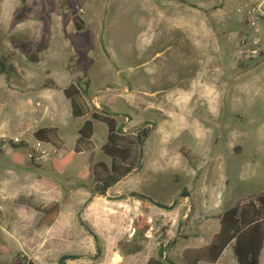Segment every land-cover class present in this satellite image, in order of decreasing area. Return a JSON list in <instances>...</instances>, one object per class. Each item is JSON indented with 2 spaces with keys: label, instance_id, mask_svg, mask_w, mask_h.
Returning a JSON list of instances; mask_svg holds the SVG:
<instances>
[{
  "label": "rangeland",
  "instance_id": "rangeland-1",
  "mask_svg": "<svg viewBox=\"0 0 264 264\" xmlns=\"http://www.w3.org/2000/svg\"><path fill=\"white\" fill-rule=\"evenodd\" d=\"M10 1L15 11L19 12L14 13L15 18L11 22L37 23L45 18H54L52 9L60 16L57 17L58 27H52L56 37L48 44L51 50L48 51L43 41L40 44V50L44 51L40 54L41 64L30 62L28 56L38 55L37 51L31 48V43L23 42L25 39L31 41L33 34L29 33L21 39L18 33L0 25V61L11 68L9 72L32 73L31 79L39 87L43 80H46L45 86H68L76 77L85 74L91 81L87 88L84 84L82 89L90 104L94 96L109 115L116 112V116L118 113L130 116L133 123L128 121V124L125 123L126 119L118 117L122 132H136L143 128L149 130L142 150L140 170L127 181L108 189L110 198L99 193L98 197L86 195L88 215L98 228L105 229L106 233L109 231L107 241L94 239L92 259L85 261L77 256L74 260L66 254L70 259L64 262L146 264L151 257L160 256L159 248L162 247L165 249V258L175 264H184V246L197 242L201 248L208 244L211 236L218 231L219 217L225 210L236 206L253 192H264V63L253 60L249 65H243L239 74L243 78L236 82V87L232 86L230 96H227L226 89L215 87L214 92L219 95L207 100H190L189 107L195 112L187 119L189 127L179 131V125H173L168 113L147 107L145 101L138 99L132 102L136 111L126 102L129 97L142 91L151 93L156 90L152 86L158 84L146 76V68L141 66L143 57L153 51L152 48H145L143 43L145 27L142 24L149 18L146 0H0V3ZM204 1L207 6L218 2ZM75 17L85 22L84 30L76 31L73 24L74 30H68ZM68 65L77 69L78 74L72 75L66 69ZM10 78L16 83L20 81L14 75H10ZM175 80L171 79L170 82L175 83ZM40 91L33 89L26 98L27 107L34 106L42 112L47 100ZM169 92L172 91L166 89L163 93L169 95ZM146 96L153 98L152 95ZM2 103L0 98V111L5 109ZM153 103L157 109L163 107L162 104ZM61 104L70 110L68 100L62 98ZM166 105L169 104L166 102ZM14 107L11 104L4 111L11 112ZM90 108L96 110L92 105ZM41 116L31 111L29 118L35 127L46 125V118ZM60 122L64 146L55 159L71 153L75 148L77 129L83 120H75L70 115L60 119ZM107 130L105 124L98 122L93 136L96 148L92 152L75 155L61 174L51 172V160L39 169L28 167L26 162L17 164L10 141L22 140L8 132L4 136L0 130V135L4 136L0 140V150L3 152L0 156V187L13 192V196L20 195L22 198L26 194L36 201H48L49 194L33 189L36 179L43 176L59 184H65L68 179L77 184L81 180L79 172L85 162H110L99 149L106 140ZM24 137L33 138L30 131ZM32 141L24 140L28 145ZM19 152L25 156V151ZM44 169L46 172H42ZM12 180L16 181L14 185ZM128 184L137 191H128L125 188ZM184 191L193 192L194 197L191 198L190 193L188 197H182ZM136 192L153 206L148 213L151 228L146 242H143V252L123 256L118 249V242L133 238V223L142 214L143 201L136 196ZM156 203L175 205L171 209H163ZM87 204L80 206L81 213L86 211ZM98 204H104L107 208L103 209ZM125 205L128 208L126 218L123 215ZM119 256L120 260L116 261ZM11 257V249L0 254V264L7 263ZM262 259L264 264V249ZM216 264H236L231 247Z\"/></svg>",
  "mask_w": 264,
  "mask_h": 264
},
{
  "label": "crops",
  "instance_id": "crops-1",
  "mask_svg": "<svg viewBox=\"0 0 264 264\" xmlns=\"http://www.w3.org/2000/svg\"><path fill=\"white\" fill-rule=\"evenodd\" d=\"M199 1L200 2L192 0L145 1L146 9L149 12V18L142 24V27H145L143 32V43L145 48H152L153 51L149 54V51L145 49L146 53L149 55L143 57L141 66L146 68V76H148V78L150 77V79L158 84L152 86V88L156 90L151 93L142 91L141 94H136L126 100L127 104L136 111L137 109L132 102L138 99L145 101L148 105L147 107H152V109L157 111L168 113V117L171 118L170 121L173 122V125H179V131L189 127L187 119L195 112L189 107L190 100L195 98L207 100L219 95L215 94V87L226 89L228 92H226L228 94L227 96H230L232 86L236 87V82L243 78L239 75L240 68L243 65L250 64L240 58L237 49V43L241 36L247 32H251L246 27L245 19L237 12V8L239 6L243 7L253 0H218L217 3L210 6H207V2L204 0ZM3 3H0V25L7 30L18 33L17 36L21 39H24L25 35L29 33L33 34L31 41L25 39L23 42L31 43V48H35L38 54H35L39 58L37 64H41L42 58L40 54L44 51L40 50V44L43 41L45 45L48 46V51L51 50L48 44H50V40L56 37V33L52 30V27L54 25L57 26V17H59L60 14L52 9L51 14L55 15L54 18H45L37 23L35 21L31 23L11 22L12 19L15 18L14 13L18 11H15V6L11 4V1ZM45 21L48 24H46ZM72 24L73 19L70 22L69 31H71L70 28L74 26V24L73 26ZM10 75H14V78H18L20 81L16 83L10 78ZM31 78L32 73L16 72V70L0 74V98L3 102L2 108L5 107V109H7L11 104L15 106L11 112L4 111L5 109H1L0 111V130L2 134L6 136L8 132V134L11 135L15 134L19 140L32 141L33 139L34 141V137L32 139H26L24 134L30 131L33 136L35 131L40 128L52 127L57 128L58 136L64 143L60 135V125L62 123L60 119L62 120V118L65 117L68 118L71 115V108L69 110L67 106L63 107V104H61L62 98L67 100L63 95L64 89L67 86L60 87L57 84L54 86L53 84L45 86L46 80H43L40 84L41 87L43 86L41 88L38 85L36 86V83ZM88 78L90 80L89 76ZM171 79H176L175 83H171ZM33 89L41 90L40 92L44 94L47 100V105L42 112L41 109L34 108V106L27 107L26 96L28 92ZM166 89L172 92H169V95L163 93ZM99 93H101V90H99ZM146 95H152L153 98H149ZM84 98L90 106L96 107L90 104L85 96ZM92 99H95L98 103V107H96L94 111L108 114L104 112L103 105L97 97L93 96ZM153 102L162 104L163 107L157 109L153 107ZM166 102L169 104L168 106ZM30 110L33 111L34 114L37 113L38 116L42 114L41 118H46L44 119L46 125L35 127L34 122L29 118L31 114ZM118 114L119 115L116 116V112H112L110 115L108 114V116L114 117L117 120L121 130H123V128H121L119 124L118 117L126 119V124H128V121L133 123L132 118L127 116L126 113ZM88 118L89 117H84L79 120H83L84 123ZM35 120L37 121V119ZM97 123L98 122H94V130H96ZM163 131H166V128H163ZM103 144H101L100 148ZM12 150L13 157L16 154L22 159L23 164L26 162L29 165L24 155L20 154V149L14 150V148H12ZM64 156L61 155L60 159ZM52 162L53 161H51L50 170L51 172H56L51 168ZM104 162L108 165L110 164V162ZM86 163L88 162H85L84 165ZM70 164L71 163L67 166ZM88 164L91 166L90 169L95 165L91 163ZM42 165H32L33 167H28L39 169ZM140 168L141 165L139 168H136L130 176L124 178L120 182L127 181L135 172L140 170ZM42 172H46L45 169L42 170ZM79 177L81 180L77 184L69 182L68 179H66L65 184H59L51 181V179L47 177L39 176L32 187L33 189H38L40 193L49 194L50 198L46 202L36 201L31 195L26 194H24L22 198L20 195L13 196V192L0 187V196L5 207V211L0 218V254L8 252L9 249H11L13 253V257L5 264L12 263L19 255L27 256V259L35 264H59L58 259L66 254L71 255V258H74V260L78 258L77 256L84 258L83 260L85 261L86 259L93 258L94 239L97 238L100 242H106L109 231L107 230L108 233H106L105 229L98 228L94 224L95 221L88 215L89 204L86 203V195L88 197L89 195L98 197L97 192L93 194L94 183L92 174L87 178H82L80 175ZM40 179L49 180L51 184L55 185V188L50 190L46 187H42L39 183ZM120 182L117 185H119ZM15 183L16 181L12 180V184L14 185ZM125 188L130 192L137 191L136 188L130 187V184L125 186ZM54 192L56 193L53 194ZM188 193H190L191 198L194 197L193 192ZM27 197H31L33 203L42 205L60 202L61 211L57 221H55V225L58 226L56 232L60 234H55L53 226H38V222L42 218V213L21 202V199ZM77 198H79V200L73 201V199ZM85 204H87L85 208L86 211L81 213L80 206H84ZM97 206L103 209L107 208L104 204H98ZM151 207L153 206L150 205L149 209ZM124 209L125 212L123 215L126 218V210H128L126 205ZM83 224H85V226ZM217 232L215 231V233ZM194 247L199 248V243L195 242L184 246L182 253L186 248ZM85 261L84 263L86 264ZM71 263L72 262L69 264Z\"/></svg>",
  "mask_w": 264,
  "mask_h": 264
},
{
  "label": "trees",
  "instance_id": "trees-1",
  "mask_svg": "<svg viewBox=\"0 0 264 264\" xmlns=\"http://www.w3.org/2000/svg\"><path fill=\"white\" fill-rule=\"evenodd\" d=\"M73 24L77 31H82L84 22L79 18H73ZM31 62L37 64L39 58L35 54L28 56ZM11 67V66H10ZM9 66L0 61V74L8 73ZM67 69L72 74L77 73V69L71 65ZM86 88L90 85L87 75L83 74L74 79L63 92L65 98L71 105V116L73 119L89 117L85 120L80 129H78L75 148L72 152L65 155L60 160H53L51 168L58 173L63 172L65 167L71 163L74 155L82 152H92L95 145L92 141L94 122H100L107 126V140L100 148V151L110 160L108 165L101 161L95 164L91 169L86 163L80 171L82 178L93 176L94 191L103 194V192L118 184L124 178L130 176L136 168L141 165V156L143 146L148 137L149 130L141 129L136 132H122L117 120L105 113L93 111L86 102L82 86ZM34 139L39 142L51 144L57 150L64 146L63 141L58 136L57 128H40L35 131ZM11 147L14 150L28 146L24 141L18 144L11 140ZM3 152L0 150V156ZM17 164L22 165V159L14 155ZM28 166H32L29 163ZM33 167V166H32ZM42 187L50 190L55 188L49 180L40 179ZM141 201L142 214L134 221V235L131 240H120L118 249L123 256L135 255L142 253L144 250L143 242L147 240V233L151 225L148 218L150 202L146 198L140 197L138 192L135 193ZM142 198V199H141ZM23 204L33 207L36 211L42 213V218L38 226L49 225L55 229L58 226L55 221L61 211L60 202H52L46 205L33 203L31 197L21 199ZM218 232L213 235L210 242L201 248H186L182 253L184 264H216L224 256L225 251L232 248L236 264H263L262 253L264 249V192L251 193L247 198L242 199L236 206L225 210L219 217ZM165 251L159 248L160 256ZM151 257L146 264H175L169 258L164 260L161 257ZM25 255H19L10 264H35L27 259ZM68 258L66 255L58 259L59 264H66L64 261Z\"/></svg>",
  "mask_w": 264,
  "mask_h": 264
},
{
  "label": "built area",
  "instance_id": "built-area-1",
  "mask_svg": "<svg viewBox=\"0 0 264 264\" xmlns=\"http://www.w3.org/2000/svg\"><path fill=\"white\" fill-rule=\"evenodd\" d=\"M237 12L245 19L246 27L251 31L241 36L237 43L240 58L249 63L253 60L264 63V0H253L243 7L239 6ZM91 103L98 107L95 99H92ZM2 137L4 136L0 135V140ZM15 143L18 144L19 141ZM19 149L25 151L24 158L32 165H42L50 160L53 161L60 151L51 144L36 140ZM4 211L5 207L0 196V218Z\"/></svg>",
  "mask_w": 264,
  "mask_h": 264
},
{
  "label": "water",
  "instance_id": "water-1",
  "mask_svg": "<svg viewBox=\"0 0 264 264\" xmlns=\"http://www.w3.org/2000/svg\"><path fill=\"white\" fill-rule=\"evenodd\" d=\"M103 194L106 195V197H109V196L107 195V191H106V190L103 192ZM136 196H137V195H136ZM139 196L145 198L142 194H139ZM181 196H182V197H188V196H189V193H188L187 191H184V192L181 194ZM109 198H110V197H109ZM156 205H158L159 207H161V208H163V209H171L172 206L175 205V203L172 204L171 206H163V205H161V204H159V203H156ZM160 257H161V259L164 260V259H165V253L163 252V253L161 254Z\"/></svg>",
  "mask_w": 264,
  "mask_h": 264
},
{
  "label": "bare ground",
  "instance_id": "bare-ground-1",
  "mask_svg": "<svg viewBox=\"0 0 264 264\" xmlns=\"http://www.w3.org/2000/svg\"><path fill=\"white\" fill-rule=\"evenodd\" d=\"M141 199H142V198H141ZM120 258H121V257L119 256V259H118V260H116V261H119V260H120Z\"/></svg>",
  "mask_w": 264,
  "mask_h": 264
}]
</instances>
